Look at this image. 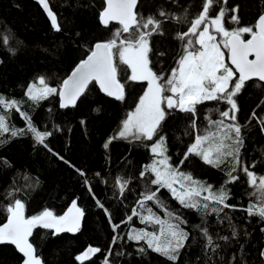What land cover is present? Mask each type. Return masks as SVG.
<instances>
[{
	"label": "trees",
	"instance_id": "16d2710c",
	"mask_svg": "<svg viewBox=\"0 0 264 264\" xmlns=\"http://www.w3.org/2000/svg\"><path fill=\"white\" fill-rule=\"evenodd\" d=\"M48 2L57 15L62 28L60 32L52 29L50 21L33 0H0V95L6 100L19 102L20 108L18 112L0 106V115L6 117L10 129L25 130L23 135L16 137H11L10 132L0 136V141H4L0 143V226L7 221L6 208L15 199L24 203L26 218L39 215L45 209L62 216L76 200L84 213L82 226L77 233L58 235L53 229L43 227L32 233L30 243L42 264H81L75 257L89 246L101 251L83 264H104L106 256L109 264H171L148 249L144 241L128 239V233L133 229L158 232V225L142 224L139 216L121 223L132 215L140 194L146 191V184L155 190L156 186L150 184L154 179L151 173L147 174V181L140 177L144 166L153 160L148 145L154 141L118 138L113 139L107 149L104 147L109 138L118 133L128 113L137 106L146 83L130 80V70L120 65L118 79L124 85L123 100L104 95L95 82L88 85L75 106L70 108L60 107L58 95L33 103L25 94L28 86L38 84L41 76L46 78L48 86L59 89L76 64L90 54L89 49L97 42L111 39L113 32L120 27L119 24L107 27L101 24L99 16L104 9L103 0ZM202 3L203 0H178V3L172 0H138L137 11L145 19L155 16L163 21L164 34L150 37L153 49L150 67L154 72L170 75L186 42L178 40L177 33L186 32L190 26L164 21L158 14L159 10L183 15L184 9H188L191 20L201 10ZM221 7L227 9L226 29L252 27L264 11V0H227V4L220 0L210 16L217 15ZM232 15L238 16L239 24L231 22ZM249 37L244 34L245 39ZM5 38L16 50L15 55L9 53L8 45H4ZM224 51L227 53V49ZM115 62H119L118 57ZM257 82H247L246 89L235 98L239 107L235 123L242 126L243 137L241 166L233 173L239 176V180L225 184L229 179L227 172L230 163L215 168L205 164L199 156L190 155L181 166L183 172L190 173L205 185H211L216 191L225 186L230 195L226 203L235 207L224 209L219 218L215 213L204 216L195 209L183 208L167 189H161L158 194L169 210L187 221L182 227L189 232V239L185 242L186 247L181 249L176 264H264V257L260 255L264 251V231L261 230L264 229V221L259 216L249 217L244 210L249 203L258 201L255 196L249 195L255 190L249 187L247 176L242 171V166H247L257 176H264V125L259 122L264 119V88L257 87ZM229 108L230 105L223 101H207L197 106L196 117L170 110L154 140L164 136L171 164L179 165L189 145L194 142L195 135L203 134L209 128L206 117L221 120L220 111ZM254 111L255 118L252 115ZM21 112L27 114L39 131L52 133L45 141L47 147L37 144L33 134L27 131V123ZM193 119L197 121L196 131L191 127ZM224 123L233 122L225 120ZM81 171L83 176L80 175ZM117 177L130 180L123 196L116 186ZM85 179L88 184H85ZM10 192L13 193L11 197L8 195ZM97 200L103 204V208L98 206ZM146 203L147 207L164 218V212L153 202ZM212 204L222 207L214 202ZM104 209L108 210V214ZM141 214L147 215V212ZM225 215L231 218L236 237L232 236L233 229L228 219H223ZM202 220L207 222L209 233L220 245L215 253L205 247L206 240L196 227L205 226ZM113 224L120 227L113 231ZM114 236L117 237L115 243ZM220 236L229 239L220 240ZM141 247L145 252L138 251ZM0 264H23V258L13 246L2 244Z\"/></svg>",
	"mask_w": 264,
	"mask_h": 264
},
{
	"label": "snow or ice",
	"instance_id": "6c2138e0",
	"mask_svg": "<svg viewBox=\"0 0 264 264\" xmlns=\"http://www.w3.org/2000/svg\"><path fill=\"white\" fill-rule=\"evenodd\" d=\"M38 2L46 12L52 29L60 32L61 25L57 15L49 7L48 0H38ZM172 2L178 3V0H172ZM219 2L220 0H203L201 10L191 20H189L188 9H184L183 15L159 10L158 14L164 18V21L171 20L177 24L190 25L186 32L177 33L176 38L186 42L183 44L182 54L176 61V67L171 70L170 75H165L154 72L150 67V54L153 52L150 37L154 34H164L163 21L156 19L155 16H148L145 19L137 11L138 0H106L107 6L101 11L99 19L105 27L110 21L118 22L120 27L113 32V37L108 41L97 42L89 49L90 54L76 66L69 77L63 80L59 89L48 86L46 78L41 76L38 78V84H30L25 93L33 103H38L51 95H58L61 101L60 107L67 108L75 106L92 81L98 83L100 89L108 96L123 100L124 85L118 79L120 65L127 66L131 70L130 80L147 81L148 88L140 97L135 111L128 113L118 133L110 137L104 147L107 149L112 140L118 138L140 142L154 141L148 145L154 159L144 166L140 177L147 181V174L151 173L154 179H151L150 184L156 186L155 190L148 188L146 184V191L140 194L137 207L133 208L132 215L121 223H126L131 221L132 217L139 216L142 224L158 225V232L133 229L128 233V239L144 241L148 249L163 256L171 264H176L181 249L186 247L185 242L189 239V232L182 227L187 221L166 207L159 199V192L161 189H167L183 208L195 209L202 212L204 216L215 213L219 218L224 209L234 208L235 206L226 203L230 195L225 186H221L216 191L211 185H205L194 179L190 173L183 172L181 166L190 155L199 156L205 164L215 168L230 163L231 167L227 172L229 179L225 184L238 181L239 176L233 173L237 171L238 166H241L240 150L243 147V137L241 135L242 126L235 123L236 113L239 111L235 98L246 89L247 82H252L254 78L258 80L256 86L264 88V84L259 83L264 82V14L258 17L257 23L252 27L243 26L228 30L225 27L227 13L225 7H221L214 17L210 16V12ZM224 3L227 4V0H224ZM236 10L238 9H233V11ZM231 22L239 24L238 16L232 15ZM244 34L250 35L251 38L245 39ZM3 43L8 45L9 53L15 55L16 50L9 45L7 38ZM221 45L227 49L231 66L225 63V53L221 51ZM116 57H118V63L115 62ZM236 73H239L238 78H236ZM207 101H223L230 105V108L220 111L219 114L223 118L221 120L206 117L209 128L203 134H196L194 142L189 145L180 164L172 165L171 157L167 155L166 138L161 135L158 140H154V137L159 135L162 123L170 114V110H179L196 117L197 106ZM0 106L20 111L19 102L6 100L2 95H0ZM20 114L27 123V131L33 134L36 143L47 147L45 141L52 133L39 131L27 114L23 112ZM252 115L255 118L256 112L254 111ZM225 120L233 123L225 124ZM259 122L264 125V119ZM191 127L193 131L197 130L196 119L192 120ZM8 132L11 137H16L23 135L25 130L14 127L10 129L6 117L0 115V136ZM3 142L0 141V143ZM252 167L254 168L255 165L253 164ZM242 171L247 176L249 187L255 190L249 195L255 196L258 201V203H249L244 210L247 211L249 217L259 216L264 221V176H257L247 166H242ZM80 175L83 176L84 173L81 171ZM85 184H88L87 179H85ZM129 184L130 180L122 177L116 178V186L121 196L129 188ZM89 191H92L90 187ZM203 193H208V195H203ZM8 195L11 197L13 193L10 192ZM148 201L153 202L164 212V218L157 215L152 208L147 207L146 202ZM212 202L222 207L213 206ZM97 204L101 208L104 207L98 200ZM24 207L21 200L15 199L6 208L7 222L0 226V244L15 245L24 257L23 264H42L28 240L35 227L54 228L57 232H75L79 230L80 218L84 215L81 208L77 206L76 200L72 201L71 207L62 216H56L52 211L45 209L39 215L26 218ZM104 210L108 214V210ZM142 212H147V215H142ZM223 219H228L233 229L232 236L236 237L237 232L231 223V218L225 215ZM202 224L205 226L196 225V227L206 240L205 247L215 253L220 245L209 233L207 222L202 220ZM112 227L113 231H116L120 225L113 224ZM261 230L264 231V229ZM218 238L224 241L229 239L227 236ZM116 240L117 237L114 236L113 243ZM100 251L99 248L89 246L75 259L83 264V261L90 259L91 255ZM138 251L143 253L145 249L141 247ZM260 255L264 257V251ZM104 264H109L107 256Z\"/></svg>",
	"mask_w": 264,
	"mask_h": 264
},
{
	"label": "water",
	"instance_id": "95a60500",
	"mask_svg": "<svg viewBox=\"0 0 264 264\" xmlns=\"http://www.w3.org/2000/svg\"><path fill=\"white\" fill-rule=\"evenodd\" d=\"M36 4H38L39 5V7L41 8V10L43 11V13H44V15L46 16V18L49 20V18H48V16H47V14H46V12L44 11V9H43V7L40 5V3L38 2V0H33ZM104 1V8L107 6L106 5V0H103ZM262 14H264V11H263V13ZM50 21V20H49ZM257 23V22H256ZM110 24H118V22H116V21H110L109 22V25ZM103 25V24H102ZM104 26V25H103ZM249 38H251V37H249ZM248 38V39H249ZM86 59V58H85ZM250 59H254V57H250ZM81 62V61H80ZM80 62H78L77 64H76V66L80 63ZM227 63H228V65L229 66H231V62H230V60L228 59V52H227ZM76 66L73 68V70L76 68ZM73 70L70 72V74L67 76V77H69L70 75H71V73L73 72ZM236 76L238 77L239 76V73H236ZM253 80H257V78H254ZM258 81V80H257ZM92 82H95V81H92ZM91 83V82H90ZM89 83V84H90ZM262 83H264V82H262ZM95 84H96V86L98 87V89L104 94V95H106V96H108L105 92H103L101 89H100V86H99V84L98 83H96L95 82ZM82 96V95H81ZM80 96V97H81ZM59 97V96H58ZM80 97H79V99H80ZM108 97H110V98H112V99H114V100H116L114 97H112V96H108ZM78 99V100H79ZM78 100H77V102H78ZM59 101H60V97H59ZM76 102V103H77ZM60 103H61V101H60ZM70 107H73V106H69V107H67V108H70ZM71 207V206H70ZM69 209V208H68ZM68 211V210H67ZM66 211V212H67ZM7 222V221H6ZM5 222V223H6ZM82 222H83V216L80 218V225H79V229L81 228V226H82ZM3 225V224H2ZM1 225V226H2ZM37 228H39V226H37V227H35L33 230H32V233L34 232V230H36ZM51 229H53V231L55 232V234H58V235H60V234H75V233H77L78 231H75V232H70V231H61V232H57L54 228H51ZM30 238H31V236H29V238H28V240H29V242H30ZM2 244H8V245H11V246H13L16 250H17V252L22 256V258H23V260H24V257H23V255H22V253H20L19 252V250L15 247V245H13V244H11V243H2ZM2 244H0V245H2ZM92 256L93 255H91V257L90 258H92ZM89 260V259H88ZM88 260H85V261H88ZM84 262V261H83Z\"/></svg>",
	"mask_w": 264,
	"mask_h": 264
},
{
	"label": "rangeland",
	"instance_id": "374dc122",
	"mask_svg": "<svg viewBox=\"0 0 264 264\" xmlns=\"http://www.w3.org/2000/svg\"><path fill=\"white\" fill-rule=\"evenodd\" d=\"M218 38H219V36H218ZM221 51H223L224 53H225V56H224V59H225V63L227 64V53L224 51V49L222 48V46H221ZM130 70V69H129ZM130 75H131V70H130ZM137 82H145L146 83V89H145V91L147 90V88H148V83H147V81H137ZM144 91V92H145ZM144 94V93H143ZM142 94V95H143ZM139 103V102H138ZM136 108V107H135ZM133 111H135V109L133 110ZM133 111H131V112H133ZM153 155V154H152ZM153 159H154V156H153Z\"/></svg>",
	"mask_w": 264,
	"mask_h": 264
}]
</instances>
